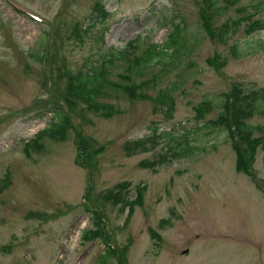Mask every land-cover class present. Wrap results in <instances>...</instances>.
Listing matches in <instances>:
<instances>
[{"label":"rangeland","instance_id":"rangeland-1","mask_svg":"<svg viewBox=\"0 0 264 264\" xmlns=\"http://www.w3.org/2000/svg\"><path fill=\"white\" fill-rule=\"evenodd\" d=\"M95 1L0 0V264H264V113L247 120L259 140L248 176L225 132L205 125L220 108L202 120L194 111L234 87H264V29L245 30L264 22V0L223 12L204 0H101L103 19L82 30ZM202 11L216 33L239 25L223 43L203 28ZM176 20L185 45L174 61L154 59L139 75L132 61L106 65L96 100L118 111L64 102L66 72L110 47L133 60ZM234 43L252 53L233 57ZM160 88L174 98L171 116L151 99ZM55 109H66L68 125L37 139ZM175 147L192 151L175 157ZM109 243L116 256L106 255Z\"/></svg>","mask_w":264,"mask_h":264},{"label":"trees","instance_id":"trees-1","mask_svg":"<svg viewBox=\"0 0 264 264\" xmlns=\"http://www.w3.org/2000/svg\"><path fill=\"white\" fill-rule=\"evenodd\" d=\"M225 4L222 8L217 4V0H204L205 6H215L216 9L220 11H227L233 5L237 4L240 0H222ZM94 8L91 10V16L88 19L91 23L84 25L83 29L92 26L95 19L103 18L104 11H102V6L99 2L94 3ZM100 10L101 12H96L95 10ZM201 18L203 19L202 25L205 31L212 37L218 33L221 42H225L229 28H233L239 25L238 21L235 20L232 23L224 22L219 32H215L211 25L210 16L205 12H201ZM243 18H247L243 16ZM245 30L251 34L252 32L264 29V22L255 19L251 22H245ZM184 22L180 20L173 21V27L171 32L168 34L167 39L162 44L151 43L147 50L141 53L139 56H134L133 60L128 59V50L124 49L122 51L116 52L114 48L110 47L106 53H102L99 59H90V66L87 63L76 73H69L68 81L65 87L66 96L65 99L69 106L74 104L73 98L79 99L83 104L99 112L102 115H111L118 111L112 105H104L96 98L101 95V88L106 83V76L108 70L106 65L109 63L111 65V58H117L123 61H132L130 65V70L133 74H140L143 68L150 66L153 60L157 59L161 61L166 56L170 57V60L174 61V58L180 53L181 49L184 47ZM236 29V27L234 28ZM251 32V33H250ZM136 39V38H135ZM129 42V45L133 44V41ZM135 46V44L133 45ZM136 47V46H135ZM134 47V48H135ZM231 55L235 58L246 56L252 52L248 50H242L239 44L234 43L230 46ZM43 58V54L39 56ZM137 76V75H136ZM147 84L144 82L143 86ZM117 86L121 89L124 94H129L131 96L138 97H149L147 94L136 93V89L139 88L138 85L133 86L128 83H119ZM145 95V96H144ZM152 101L156 105L164 109L168 116L175 108V101L170 92L166 89H157L155 96L151 97ZM71 103V104H70ZM264 87L258 90H253L251 94L243 93L241 87H234L230 92L224 93L220 101L213 99H205L200 101L194 106L195 117L202 120L206 117L209 112H212L215 108H220L219 113L216 118L208 119L206 121V126L211 128L222 129L228 141H230L234 151H235V169L245 174H250L251 167L254 162L255 152L257 150L259 140L258 136L253 135V128L248 124L247 119L253 117L256 114L264 113ZM57 118L46 128L40 130L36 134V138L39 139L44 133L54 137L62 133L65 127L68 125V115L64 110L55 109ZM187 144L184 140L179 146ZM192 151L191 148H184L180 151L177 147L172 149L173 155L175 157L182 156L183 153ZM7 175L4 179H7ZM3 186H6V182H3ZM94 223L97 225V229H102V219L96 211H92ZM107 256H114L113 250L107 248Z\"/></svg>","mask_w":264,"mask_h":264}]
</instances>
